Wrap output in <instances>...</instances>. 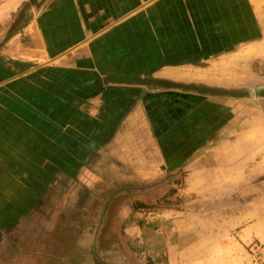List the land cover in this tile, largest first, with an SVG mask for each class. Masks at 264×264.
I'll use <instances>...</instances> for the list:
<instances>
[{"label": "crops", "instance_id": "crops-1", "mask_svg": "<svg viewBox=\"0 0 264 264\" xmlns=\"http://www.w3.org/2000/svg\"><path fill=\"white\" fill-rule=\"evenodd\" d=\"M248 49L264 58V0H0V235L18 249L65 208L87 209L98 190L90 172L68 196L54 192L69 171L109 163L143 177L121 155L162 158L163 100L184 99L183 75L239 74ZM245 101L232 105L235 172L245 140L264 141V98Z\"/></svg>", "mask_w": 264, "mask_h": 264}, {"label": "rangeland", "instance_id": "rangeland-1", "mask_svg": "<svg viewBox=\"0 0 264 264\" xmlns=\"http://www.w3.org/2000/svg\"><path fill=\"white\" fill-rule=\"evenodd\" d=\"M254 54L242 51L239 74L216 67L183 75L175 88L184 99L163 100L157 127L162 158L149 151L121 155L131 166L143 165L136 171L143 177L109 163L69 171L55 194L68 196L77 178L89 181L90 172L98 183L93 203L85 210L63 208L51 232L37 225L34 242L32 232L19 234L24 244L18 249L17 238L3 232L0 264H264V141L245 140L235 172L234 139L228 137L234 134V100L264 98V58ZM248 123L242 128L250 129ZM222 143L229 148L214 158L206 154ZM89 164L94 168V159ZM137 203L143 207L134 211ZM49 210L54 224L55 209Z\"/></svg>", "mask_w": 264, "mask_h": 264}, {"label": "trees", "instance_id": "trees-1", "mask_svg": "<svg viewBox=\"0 0 264 264\" xmlns=\"http://www.w3.org/2000/svg\"><path fill=\"white\" fill-rule=\"evenodd\" d=\"M133 207H134L133 210L135 211V210H137V209L142 208L143 205L137 203V204H136L135 206H133Z\"/></svg>", "mask_w": 264, "mask_h": 264}]
</instances>
